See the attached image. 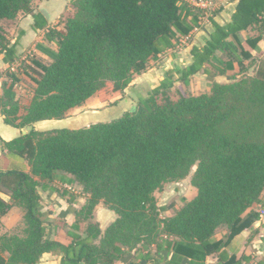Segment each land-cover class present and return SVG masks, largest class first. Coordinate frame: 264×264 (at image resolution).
<instances>
[{"label":"trees","instance_id":"trees-1","mask_svg":"<svg viewBox=\"0 0 264 264\" xmlns=\"http://www.w3.org/2000/svg\"><path fill=\"white\" fill-rule=\"evenodd\" d=\"M197 10L185 0H75L74 10L65 13L64 32L56 34L52 61H33L25 71L35 84L28 102L20 108L12 86L3 83L4 121L24 128L63 118L92 95L101 102L121 95L134 74L198 26L196 14L189 17ZM19 11L31 12V0H0V52L13 49L1 20ZM211 23L204 45L191 47V62L166 70L148 96L123 115L77 129L31 128L3 141L2 149L27 159L29 172L0 171V194L9 197L0 196V218L17 205L25 224L23 236H0L8 252L4 257L0 251V264H36L45 252L62 254L61 264H111L122 248L149 244L172 249L174 256L184 251L190 262H202L222 243L213 238L219 225L226 224L232 235L249 223L241 215L264 189V54L254 74L238 81H215L206 64L217 62L221 74L234 63L242 70V60L251 54L238 32L264 26V0H238L229 22ZM261 37L246 42L255 48ZM199 71L211 82L209 91L187 94L178 85L175 99L165 95ZM193 166L194 197L161 218L164 207L157 205L154 192L185 178ZM57 171L72 175L87 195L75 212L76 232L67 245L46 236L37 192L39 180L52 179ZM99 201L116 214L103 233L88 221ZM163 234L177 240L159 243Z\"/></svg>","mask_w":264,"mask_h":264},{"label":"crops","instance_id":"crops-1","mask_svg":"<svg viewBox=\"0 0 264 264\" xmlns=\"http://www.w3.org/2000/svg\"><path fill=\"white\" fill-rule=\"evenodd\" d=\"M74 1L31 0V12L19 11L12 19L1 20L5 37L8 40L7 46L13 47V49L10 53L4 50L0 52V97L3 95V83L6 80L3 70L8 69V71L14 72L15 64L18 63V60H24V63H28L31 66H34L33 61H38L45 65L52 61L50 52L57 49L56 34L57 32H64V16L67 11L74 10ZM207 1L208 5L206 7H197L196 13L190 12L189 17L196 14L198 26L193 28L188 35L179 37L182 43H176L175 47L168 48L159 54L155 59V66H148L145 71L136 74V77L133 78L121 95L104 102H101L96 95H92L80 106L70 108L63 118L37 120L31 126H25L24 128L6 123L4 115L0 112V171L17 170L29 172L27 159L19 153L2 149L3 141L17 138L31 128L38 131L60 128L77 129L97 122H107L115 119L123 115L127 109H132L133 98L142 97L139 93L136 95L132 94L130 91L132 88L137 89V92H141L147 90L145 87H149L147 91H150L156 85V83H153L155 78L161 77L166 70L178 69L188 65L191 62V47L204 45L212 31L211 19L219 24L229 22L238 2V0ZM185 2L190 4L189 0H185ZM258 34H261L262 37L258 41L257 46L252 48L246 42V39L253 38ZM238 37L244 49L251 54V57L242 60V70L240 68L241 65L234 63L233 69L225 70L223 74L217 71L216 67L220 66L217 62H213L212 65L206 64V67L214 74V80L217 82H228L232 77L243 73L253 75L258 61L264 54L263 25L254 24L241 30L238 32ZM5 53L10 63L5 62ZM216 56L225 59V55L221 51H216ZM11 75L16 76L14 73H11ZM12 76L10 78L12 80L5 84L6 86H12L13 91L16 88L23 89V93H26L25 99L22 97L19 103L26 104L33 94L35 84L30 78L29 81L24 80V83L22 81L19 84V79L13 80ZM204 76L206 77V74L203 71L195 73L190 77L188 86L192 85L199 77ZM26 88L29 90H26ZM128 88H130L129 91ZM186 177L190 178V176ZM35 178L39 180L37 177ZM185 178L179 181L185 180ZM72 179V175L57 171L52 179L39 180L40 185L37 187V192L41 197V211L45 216H48L46 217L47 224L44 225L46 236L64 245L70 243L71 233L76 232V229L72 228L75 212L87 200V195L83 191L82 185ZM41 185L46 186V188ZM188 188L189 196L183 198L180 197V192L172 191L167 183L163 185L161 190L154 192L157 205L164 207L160 211L159 216L161 218L172 214L183 205L185 200L194 197L196 190L191 182ZM0 196L7 201L9 200L6 194L1 193ZM260 207H264V189L257 201L241 215L243 220L249 222L246 226L232 235H230V228L226 224L219 225L215 229L213 238L222 243L217 250L207 254L202 262H190V256L184 251L182 253L179 251V256H174L172 249H156L155 244H149L146 246L139 245L136 248L137 251L136 249L126 250L122 248L124 253L111 264H127L130 261L133 264H264V215H259L258 209ZM18 211L22 212L21 207L13 205L1 216L0 231L2 230L1 227L4 224L5 216ZM115 217L116 214L102 201H99L94 206L88 221L96 222L101 233H103ZM82 236H84L83 232ZM165 239L170 241L177 240L174 236L166 237L163 234L158 238V242L163 243ZM97 241L95 240V242ZM61 258L62 254L45 252L36 264H61ZM80 264L84 263L80 262Z\"/></svg>","mask_w":264,"mask_h":264},{"label":"rangeland","instance_id":"rangeland-1","mask_svg":"<svg viewBox=\"0 0 264 264\" xmlns=\"http://www.w3.org/2000/svg\"><path fill=\"white\" fill-rule=\"evenodd\" d=\"M211 6H210V8H211ZM211 9H213V8H211ZM177 43H182V42H180V40L179 41L177 40ZM155 61H156L155 59L150 60L148 66H150V67L155 66L156 65ZM29 66H31V65L28 64V63H24V60L23 61H19L18 60V63L15 64V71L14 72L8 71V69L3 70V74H4L5 79H6V80H4L5 83H8L9 81L12 80V79H10L11 78V73H14L17 76V77L15 76V77H16V79H19V84L22 81L24 83V80H26V81L28 80L29 81V78H27L25 76L26 75V72H25L26 71V68H28ZM240 73H242V72H240ZM240 73H236V74H240ZM245 76H246V74L243 73V74H240V75L235 76L233 79H230L229 81L230 82H232V81H238V80H240L241 78H243ZM135 77H136V74H134L132 76L131 81ZM161 77L155 78V80H154L153 83H156L157 84L158 81H159V79ZM129 83H128L127 86H129ZM178 85H180L187 94H193V93H200V92H205V91L207 92V91H209L210 90V86H211V82L208 80L207 76L206 77L205 76L204 77H199L190 86H188V84L187 85H184L182 83L176 82L171 89L166 90L165 95L167 97H169L170 99H175L177 97L176 89H177V86ZM145 88L148 90L149 87H145ZM26 90H29V89L26 88ZM129 90H130V88H128V91ZM147 90H143L144 92L143 91L137 92V89L132 88L130 91L134 95H136V94L139 93L142 96L141 98H144V97L148 96L149 91H147ZM13 92H14V97H15V99H16V101L18 103H19V101H21V98L22 97L25 99V94L26 93H23V89L16 88V90L13 91ZM157 97H158L159 100H161V101L163 100V96L162 95H158ZM4 98H7V97L4 95ZM138 98L139 97L133 98V107H132V109L138 104ZM19 104H20V108L24 105L21 102ZM129 110L130 109H127V111H129ZM20 112L22 113V110L21 109H20V111L18 113L21 114ZM110 116L113 117L114 115H110ZM194 169H195V166H193L190 169V172H189V174L187 176H190L191 177ZM189 180H190V178L189 177H186L185 180L179 181V179H178L177 181H169V182H167V184H169V187L171 188L172 191L173 190H176L178 193L180 192L181 193L180 194V197L183 198V197L189 196V194H188V193H190L189 190H188L189 189L188 186L190 184ZM172 182H174V183H172ZM184 186H187V187H184ZM167 189H169V188H167ZM22 213L23 212H21V211L20 212L19 211L18 212H12L9 215L5 216V218H4V224L1 227L2 230L0 231V236L1 235L2 236L3 235H8V236H10V235L23 236L24 235L23 234V229L25 227V224H24V220H23V217H22ZM46 217H48V216H45L44 217L45 220L43 221V225L47 224ZM2 244H3V242L0 239V251H1V253H2V255L4 257H8V252L6 250H4V248L2 247Z\"/></svg>","mask_w":264,"mask_h":264},{"label":"built area","instance_id":"built-area-1","mask_svg":"<svg viewBox=\"0 0 264 264\" xmlns=\"http://www.w3.org/2000/svg\"><path fill=\"white\" fill-rule=\"evenodd\" d=\"M190 4L196 7H206L208 5L207 0H189ZM259 215H264V207L258 209Z\"/></svg>","mask_w":264,"mask_h":264},{"label":"water","instance_id":"water-1","mask_svg":"<svg viewBox=\"0 0 264 264\" xmlns=\"http://www.w3.org/2000/svg\"><path fill=\"white\" fill-rule=\"evenodd\" d=\"M42 13H43V10H42Z\"/></svg>","mask_w":264,"mask_h":264}]
</instances>
